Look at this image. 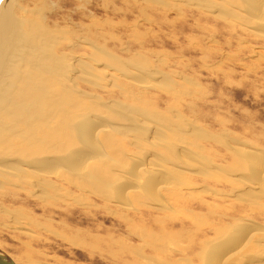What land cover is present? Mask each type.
<instances>
[{
	"label": "rangeland",
	"instance_id": "1",
	"mask_svg": "<svg viewBox=\"0 0 264 264\" xmlns=\"http://www.w3.org/2000/svg\"><path fill=\"white\" fill-rule=\"evenodd\" d=\"M11 15L10 42L31 20L47 33L65 101L42 111L45 135L14 144L46 142L26 160L56 162L50 173L0 171V251L264 264V0H12ZM84 119L90 144L75 135Z\"/></svg>",
	"mask_w": 264,
	"mask_h": 264
},
{
	"label": "bare ground",
	"instance_id": "2",
	"mask_svg": "<svg viewBox=\"0 0 264 264\" xmlns=\"http://www.w3.org/2000/svg\"><path fill=\"white\" fill-rule=\"evenodd\" d=\"M11 6L12 0L8 2H6V0L0 1V171L4 174L6 171L9 172L11 168L13 169L19 165H23L24 167L38 172L50 173L49 171L56 165V162L47 159H35L33 162L26 160L28 155L40 152L41 150L44 151L45 147L41 144H45L46 142L41 144L38 142L36 148L34 146V148L31 149L30 154L21 146L14 147V144L20 143L21 145L29 138L30 134L32 136V141L34 137L38 140L39 137L44 134V132L41 131V127L45 124L39 121L42 111L44 109L46 111H51V108L57 107L59 102L65 101V96H61L60 100L58 99L57 95L60 94L54 90V86L52 87L55 82L56 84L58 82L56 73L61 68L57 69L58 65H56L55 62H58L59 57L55 55L51 46V49L49 48L48 35H46L47 33L43 29L39 28L40 24L37 22L38 20L30 21L31 26L35 27L33 30L29 25V27L25 28L22 32L18 34L15 32L12 42H10L11 38H9L10 36L7 31H10V28L15 26V24L16 26L19 24L16 23L17 21L14 22L12 18ZM37 35L40 40H37ZM35 36L37 39L34 38ZM31 37L34 39H31ZM44 46L47 47L46 50ZM24 69L27 71H23ZM58 79L60 78L58 77ZM59 91L60 90H58V92ZM86 121L88 120L84 119L78 123L75 135L80 143L90 144V142L86 143L87 130H82L83 125H86ZM33 123L34 126L36 124L38 129L34 127L31 131ZM55 129L59 128H54V130ZM24 131H26V133H23ZM56 131L57 130L53 133L52 139L56 141L58 139L62 140V138L60 139L61 135L57 134ZM46 135L51 137L49 132ZM72 136L73 135L66 129V134L64 133L62 136L65 142L63 147L72 145L75 141L73 140L72 142ZM88 141L89 139H87V142ZM47 143H50V141L48 140ZM73 155L75 156V160L78 161L76 163L78 167L84 159L88 157L87 153L85 154L78 151H75ZM60 163L66 164L67 161L62 159ZM15 170L17 171V168H15ZM89 174H91V177H95V179L96 177L102 179L99 173L95 174L89 172ZM102 181L103 180H100L98 182L104 187ZM226 253L227 251L225 254ZM230 255L231 254L227 257L229 258ZM220 256V253H216V260L219 259ZM222 256L226 258L224 254Z\"/></svg>",
	"mask_w": 264,
	"mask_h": 264
},
{
	"label": "water",
	"instance_id": "3",
	"mask_svg": "<svg viewBox=\"0 0 264 264\" xmlns=\"http://www.w3.org/2000/svg\"><path fill=\"white\" fill-rule=\"evenodd\" d=\"M0 264H16V262L8 254L0 251Z\"/></svg>",
	"mask_w": 264,
	"mask_h": 264
}]
</instances>
